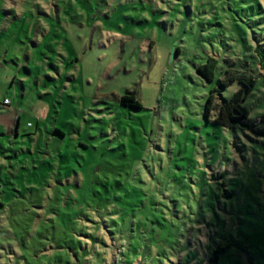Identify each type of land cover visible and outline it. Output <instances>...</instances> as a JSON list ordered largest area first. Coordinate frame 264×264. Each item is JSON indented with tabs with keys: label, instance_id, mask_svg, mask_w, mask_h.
Here are the masks:
<instances>
[{
	"label": "rangeland",
	"instance_id": "obj_1",
	"mask_svg": "<svg viewBox=\"0 0 264 264\" xmlns=\"http://www.w3.org/2000/svg\"><path fill=\"white\" fill-rule=\"evenodd\" d=\"M256 47L264 0H0V264H264V135L197 72L257 120Z\"/></svg>",
	"mask_w": 264,
	"mask_h": 264
},
{
	"label": "trees",
	"instance_id": "obj_2",
	"mask_svg": "<svg viewBox=\"0 0 264 264\" xmlns=\"http://www.w3.org/2000/svg\"><path fill=\"white\" fill-rule=\"evenodd\" d=\"M256 53L261 61V66L264 69V52L261 47H256ZM220 59L214 56H209L205 63L197 68V72L208 82L218 80L221 87L228 86L229 83L238 81L242 85L230 98H224L221 104L217 107L214 104V96L211 94L205 106V116H209L213 110H217L218 114L214 118V122L223 127L231 129H239L245 132H250L255 135H264V114L257 120L250 117V109L245 104L250 93L257 85L254 78L238 77L239 71L229 67L225 70L223 78L218 76V67ZM124 105H131L135 108H141V103L132 95H124L121 98ZM232 244L222 241L217 244L210 257L213 264L219 260L220 254L226 253Z\"/></svg>",
	"mask_w": 264,
	"mask_h": 264
},
{
	"label": "built area",
	"instance_id": "obj_3",
	"mask_svg": "<svg viewBox=\"0 0 264 264\" xmlns=\"http://www.w3.org/2000/svg\"><path fill=\"white\" fill-rule=\"evenodd\" d=\"M5 104H9L10 102L8 100H5ZM205 264H213L212 260L209 259Z\"/></svg>",
	"mask_w": 264,
	"mask_h": 264
},
{
	"label": "crops",
	"instance_id": "obj_4",
	"mask_svg": "<svg viewBox=\"0 0 264 264\" xmlns=\"http://www.w3.org/2000/svg\"><path fill=\"white\" fill-rule=\"evenodd\" d=\"M10 104H11V102H10L9 104H5V105L7 106V105H10ZM13 119H14V118H13Z\"/></svg>",
	"mask_w": 264,
	"mask_h": 264
}]
</instances>
